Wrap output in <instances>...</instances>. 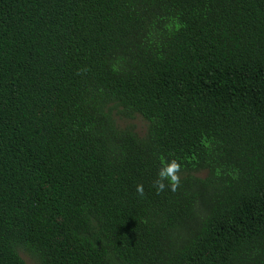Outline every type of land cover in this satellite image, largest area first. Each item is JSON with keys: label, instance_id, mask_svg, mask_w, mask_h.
I'll use <instances>...</instances> for the list:
<instances>
[{"label": "trees", "instance_id": "1", "mask_svg": "<svg viewBox=\"0 0 264 264\" xmlns=\"http://www.w3.org/2000/svg\"><path fill=\"white\" fill-rule=\"evenodd\" d=\"M20 254L264 264V0H0V264Z\"/></svg>", "mask_w": 264, "mask_h": 264}, {"label": "rangeland", "instance_id": "2", "mask_svg": "<svg viewBox=\"0 0 264 264\" xmlns=\"http://www.w3.org/2000/svg\"><path fill=\"white\" fill-rule=\"evenodd\" d=\"M115 121L118 128H131L138 136H143L145 134L146 123L138 116L133 119H125L119 116H115ZM199 176H204V173H200ZM20 256L26 264H34L27 255L20 254Z\"/></svg>", "mask_w": 264, "mask_h": 264}, {"label": "clouds", "instance_id": "3", "mask_svg": "<svg viewBox=\"0 0 264 264\" xmlns=\"http://www.w3.org/2000/svg\"><path fill=\"white\" fill-rule=\"evenodd\" d=\"M178 169V165L175 163V161L171 162V165L166 169V174L168 177H171L172 179H175V177L172 175L176 170ZM161 179L165 178V173H160ZM154 187L156 188L157 192L163 191L164 189V183H162L160 180H158ZM137 193L143 194V187L138 185L136 188Z\"/></svg>", "mask_w": 264, "mask_h": 264}]
</instances>
